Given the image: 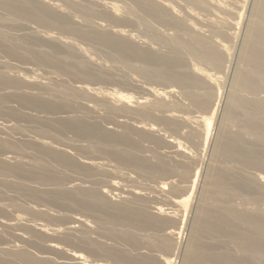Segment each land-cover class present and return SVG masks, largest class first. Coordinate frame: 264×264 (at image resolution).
<instances>
[{
	"label": "bare ground",
	"instance_id": "6f19581e",
	"mask_svg": "<svg viewBox=\"0 0 264 264\" xmlns=\"http://www.w3.org/2000/svg\"><path fill=\"white\" fill-rule=\"evenodd\" d=\"M132 1L135 4L134 8L123 7L115 1L114 4L116 5H110L102 1L104 4L99 6L102 11L98 12L89 5H81L77 0H63L65 3L64 7L59 4L58 0H0V53L17 61L21 60L34 63L43 68H51L56 76H68L77 81L85 80L89 82L94 79L98 80L90 57L87 58L85 56L88 53L85 49L91 44L95 48L91 47L94 48L93 50L91 48L88 49L93 52V55H96L95 51H100L101 53H99V56L97 55L98 57L103 53L105 59L107 57L113 63H117V66L121 64L118 68L121 67L122 69L123 65L124 69V66H127L135 71L130 70V73L131 71L138 73L140 75L138 77H143L148 82L178 86L180 89L179 94L187 101V105L182 106L181 109L184 112L193 110L197 116L186 118L182 114H188L187 112L172 110L176 114L173 113L165 118L158 115L156 117L157 111L170 112L171 110L168 111L169 104L163 101L148 103L149 99L145 97L135 98L130 94L114 93L108 95L110 98L106 96L107 100L120 103L121 106H116V108L108 101L109 105L103 104L107 110V118L110 119L114 113L127 114L133 112L129 105L134 103L137 105L134 114L138 117L162 122L173 131L177 128L179 129L183 123L187 124V126L197 124L199 127L196 126V128L198 129L187 131L188 133L185 134L186 142H194L196 145L202 144L201 140H203L202 134L204 132L206 145L210 129L215 123L217 126V137L212 152V162L215 165H212L211 170L204 177L206 180L205 185L199 193L190 235L186 240L182 253V264H264V0H254L248 23H246V28L244 27V39H242L239 63L229 83L225 108H223L219 116L217 115V107L220 104L221 79L223 78L220 74L225 73L226 55L229 50L228 42L230 43L237 38L236 30L239 29L242 23L243 10L248 0H181L186 4V7H183L186 8L187 20L180 16L179 10L182 7L180 2L173 4L171 0ZM121 7L125 9L121 10ZM124 10L126 12L123 13L126 14V17L123 20L129 21L132 16L134 24L144 25L146 32L151 31L144 20V15L152 17L162 25L173 28L175 34L173 33L174 35L170 36V43L165 45L167 46V51L160 54L153 53L148 49H141L134 44L129 36H123V30L115 31L106 27L107 30L101 23L96 24V22L91 23L89 21L90 17L96 16L106 21L118 23L122 21L120 17L123 14L121 15L120 13ZM72 13L77 15L75 18H79L84 25H79L81 21L78 19L80 21L78 23L77 20L73 19ZM22 22L36 24L41 28L47 29V31L40 32V30L38 31L35 28H28L30 32L26 35H23V33L17 35L16 32V35H13L14 33L12 34V32L14 31H8V27L22 26ZM50 29L58 30L62 32V35L63 33L72 35L75 37L73 39L77 38L81 42L89 43V45L85 48L83 47V49L81 45H76L70 40L66 41L70 38L66 37V35L64 36L68 39H64L65 41L57 36L56 38L55 35L51 34L52 30L50 33ZM183 29L188 32L187 37L184 35L186 38L179 34V31ZM39 38L42 41H38ZM163 41L165 42V40ZM180 47L185 49L191 58L190 62L188 60L190 64L181 58ZM1 61L0 66L6 69L8 64ZM101 66L103 67V65ZM26 67L22 68L33 76L30 74V76H26L24 73L17 74L16 72H13L14 74L12 73V75L10 73L12 71L8 69L10 66L7 70H0L1 90L12 89L8 93L3 90L6 94L0 96V102L4 104L7 103L5 100L10 99V102L15 101L20 107L33 109L35 112L39 111V114L40 112L46 113L48 111L52 113H69L67 117L55 119V124L52 125H55V128L62 133L71 132L76 138L86 139L89 143L108 150L115 159L135 165L145 175L167 177V181L161 182L155 189L161 195L166 190H170L171 197L166 199L168 204L164 202V205L170 208H164V206L158 204L160 206L151 209L152 212H147L143 208L144 206L139 204L140 199L137 197L134 200H132V197L131 200L124 197L121 202L113 203L107 196L109 193H100L91 188L78 186L65 188L64 185L63 187L64 179L56 177V174L54 175L55 172H50L49 166L46 164L47 160H44L46 157L61 167V169H69L77 172V175L78 173L90 175L95 169L101 168L104 163L101 164L98 161H96L97 163L90 161L76 162L67 152L59 151V149H56L57 147H53L50 143L51 141L44 140L47 135V131L44 128H36V132L42 136L41 139L39 138L40 140L18 144L0 139V149L8 150L7 152L10 151L12 154L21 153L24 149L36 150L35 152L41 154V156L34 158L30 162H19V160L17 162L16 160L13 163H11V160L16 157L2 156L3 158L0 159V176H16L22 181L13 182L2 179L0 184L9 188L15 197L27 198L31 202H43L63 209L70 208L80 214L87 215L100 226L97 228L98 230L101 228V232L103 231L107 236H110V234L111 236L114 235L118 240L121 239V242H125V245L128 243L130 246L139 247L147 240V246L145 244L144 246L149 247L152 253L156 252L158 254L146 255L147 253H138L133 256L128 252H124V250L118 251L110 248L111 246L109 247V245L107 247V243L105 246L103 241L100 244L101 242L99 243V241L101 240L98 241L96 239V242L93 238L90 239L87 236L86 233L89 232L88 222L82 220V218H77L73 223L82 225L84 228L83 232L81 234L78 232V234L73 227H68L66 232L69 236L73 232L75 235H81L80 237L78 236L79 242L77 244L82 245L88 253L114 258L120 264H174L173 255L177 250L175 238L181 237L185 224L184 218H182L184 216H180V214L183 213L184 215L187 212L200 176L198 167H195L198 161L196 159L197 155L194 156L195 153L192 152L191 147L180 139L170 136L165 139V143L167 145L166 149H169L171 154H173L172 158H174L175 162L173 166L168 165L161 155L155 156L153 164L140 160L133 154L139 146L131 141L130 137L132 136L130 135L133 133L134 135L136 134V137L138 135L141 138L156 141L157 138L153 135L158 130L155 131L152 125L144 124L142 127H140L141 125L139 127L124 125V128L122 126L124 132L121 131L123 132L120 133L121 135L105 131L97 123L98 119H96L97 122L92 119L89 122V120L87 121L83 117L78 116L77 113L76 115L73 114L74 111H72V105L69 102L70 97H76V99L77 97H99L101 94L97 89L94 90L82 83L81 86L75 88L64 86L61 82L50 84L51 78H40L41 76L38 77L40 74H37L38 76L35 75L36 71L34 69ZM102 76L104 77V75ZM30 86L37 88L39 91L28 92L24 90ZM172 90H166L167 92L151 91L150 95L153 98H161L171 95L174 92ZM44 93L47 96H44ZM102 97L104 98V96ZM76 99L75 101L78 100ZM1 110L0 114L5 113L8 117L20 116V113L18 116V112L11 109ZM89 110L91 109L89 108ZM94 112H96L95 109ZM89 116L92 117L94 114ZM23 117L38 121L43 125L50 123L48 118L45 117L29 115H24ZM14 124L3 123L0 125L3 128H7V130H14L17 129L18 123ZM136 137L134 136V138ZM248 139L253 144L261 146L263 150L256 151L253 149L252 147L254 146H249L250 141ZM157 142H160V146H162L161 143H164V141ZM118 146H123L124 149L116 148ZM42 156L45 158H42ZM237 164L254 168L258 171V174L243 181L242 177L244 176H241L242 171ZM56 165L54 166L56 167ZM174 173L182 180H190L189 185L184 187L175 186L176 183L169 177ZM26 181H35L41 185H52L53 188H31L25 184ZM117 184L115 182L111 183L114 188L118 187ZM133 191H129V194L134 196L136 193ZM121 194L116 195L121 196ZM1 196L2 192L0 191V201L5 197L2 196V198ZM12 198L7 202L11 200L9 204L13 207L22 209V211L28 212L30 215L37 214L44 221L52 220V217L44 210L41 211L39 209V211L34 205L32 207L22 205L21 207V204L20 206L16 204L18 200ZM135 201H138V204ZM2 207L1 204L0 212L9 214ZM31 219L28 220L19 213L11 216L10 219L5 218L3 220L2 218L0 226L11 230L22 225V230L31 232L32 235L30 236H33V240L36 238L35 241L40 240V245L46 237L55 236L59 231H52L47 225L33 222ZM115 224H120L122 228H125L123 225H126V230L128 226L135 231L140 229V231L138 230L139 232L144 228H151L153 231L161 229L162 234L157 235L155 233L156 235H153L152 233L151 235L149 234L150 238H145L144 240L141 239L142 237H137L139 235L135 236V233L132 234L134 230L125 231L112 228L116 226ZM109 225L113 226L109 228L107 227ZM51 231L52 233H50ZM71 237V240L75 238V236L74 238L73 236ZM145 237L148 236L146 235ZM17 239L19 242L32 241L26 232L17 235ZM63 240L64 243L67 241L68 244L71 241L69 237ZM116 242L118 243V241ZM13 247L15 246L13 245ZM18 247L20 246H17L16 250L0 249V264H87L82 253L66 250L57 242L47 245L46 249L63 255L64 257H62V262L60 263H55L49 256H45L44 253H40L41 255L37 256V254H31V252ZM78 248L79 250L81 249L80 247ZM92 264L102 263L96 261L92 262Z\"/></svg>",
	"mask_w": 264,
	"mask_h": 264
},
{
	"label": "rangeland",
	"instance_id": "374dc122",
	"mask_svg": "<svg viewBox=\"0 0 264 264\" xmlns=\"http://www.w3.org/2000/svg\"><path fill=\"white\" fill-rule=\"evenodd\" d=\"M58 1H59V4H62L63 7L65 6V3L63 2V0L62 1L58 0ZM77 1L81 5H84V6L89 5V6L93 7L98 12L102 11V9H100V7H99L102 4H104V2L102 3V1H105L110 5L114 4V1H115L123 7H129V8L135 7V4L133 3L132 0H77ZM171 1L173 2V4H177V2H180V6H182L179 10L181 13L180 16L182 18H184L185 20H187L188 16H187V13L185 11V9H186L185 8L186 7L185 2H182L181 0H171ZM253 4H254V0H248L246 2L245 9L243 10L242 23H241L239 29L236 30L237 38L232 40L230 43L228 42L229 50H228L227 55H226V62H227L225 64L226 69H224V71H225L224 74H220V76L222 75L221 77H223L222 78L223 80L221 79V96H220V101H219L220 104L217 107V115L218 116L222 112L223 108H225L226 100L228 97L229 86H230L229 83L231 82V80L234 76V72L236 71V68H237L238 63H239L240 49H241V45L243 42L242 39H244L243 37H244V31H245V28L247 25L246 23H248L247 21L249 20ZM114 5H116V4H114ZM183 6H185V7H183ZM123 9H125V8H122L121 10H123ZM123 12H126V11L124 10L120 13L121 15L123 14L122 15L123 17L122 16L120 17V20H122V21L118 22V23L106 21V20L100 19L99 17H96V16L90 17L92 20L89 18V21L91 23L96 22V24L101 23L105 28L106 27L108 29L112 28L115 31H118V30L122 31L123 30L124 31V32H122V33H124L123 36L124 37L129 36L131 38V40H133L134 44L141 49H148V50L152 51L153 53H160V54L165 53V51H167L166 50L167 46H165V45L170 43V38H171L170 36H173L175 34V30L173 28H171L169 26L162 25L159 22L155 21L152 17L144 15L143 16L144 20L149 25L150 31H151V32H149L147 30L149 32L148 33V32H146L144 25H142V24L138 25L136 23L134 24V18L132 16H131L132 18L131 17L129 18V21H126V20L124 21L123 19H125L126 14ZM0 15H1V11H0ZM73 16H74L73 19L78 21L79 18H75V16H77V15L73 14ZM80 21H78V23ZM25 24H28V25H25ZM82 24L84 25V23L81 21L79 23V25H82ZM26 26H28V27H26ZM8 28H9L8 29L9 32L14 31V32H12V34L14 33L13 35H16V34L21 35L22 33H23V35L24 34L26 35L30 32L28 30V28H35L38 31L40 30V32L47 31V29L41 28V27L37 26L36 24L27 23V22H25V23L22 22V26H12V27H8ZM105 28H104V30L107 29V28L106 29ZM51 30H52V33H51ZM49 31L51 34L55 35V37L57 36L58 38L63 39V40L64 39L66 40L70 37L66 41L70 40V42H72L76 45H79V46L81 45L82 48L83 47L85 48V47H87V45H89V43L87 44L85 42H81L77 38H76L77 40L73 39L75 37L72 35H69L66 33H63V35H62V32H60L58 30L50 29ZM15 32H16V34H15ZM179 32H180L179 34H181L182 37H184V38L187 37V33H188L187 30L183 29V30H180ZM64 35H66V37L68 36V38H65ZM63 36H64V38H63ZM167 37H168V39H167ZM163 40H165V42H167V41L168 42L165 44V42ZM38 41H42L41 38H39ZM159 41H161V42H159ZM162 41H163V43H162ZM89 46L87 47V49H85L88 52V53H86L85 56L87 58L90 57V59L92 61L91 62L92 66L94 67V70H95V72L97 74V78H98V80L94 79L95 81L94 80L89 81V82H87L85 80L77 81V80H74L68 76H56L53 73V70L51 68H47V67L43 68V67L35 65L34 63H29V62H25V61H21V60H20L21 61V63H20L19 60L17 61L16 59L8 58L5 55H3L2 53H0V61L1 60L3 61L5 59L3 62L7 63L8 67L10 66V68H8V67L7 68L12 71V72H10L11 74L13 72L14 73L16 72L17 74L18 73L19 74L24 73V74H26V76H28L30 73L26 72L25 69H23L26 66H28L26 68H30L32 70L34 69L36 71L35 72L36 76H38L40 74L38 76V77L41 76L40 78H51L53 82L50 81V84H53L55 82H61L62 84H64V86H68V87H72V88L73 87L74 88L79 87L82 84H86L90 88H93L94 90L97 89L100 92L101 96H104V98L103 97L101 98V96L96 97L97 99L92 98V97L91 98L90 97H77V99H78L77 100L76 97L75 98L70 97L71 99L69 98L70 99L69 102L72 105V109H73L72 111H74L73 114L76 115V113H77L78 116L83 117L87 121L89 120V122H90V119H92L94 122L95 121L97 122L96 119H98L97 123L105 131H110L116 135H121L120 133L124 132L123 131L124 125H128L131 127H136V126L139 127V125H141L140 127H142L144 124L145 125H152L155 128V131L158 130V132H160V133H158L156 131L155 134H157V135H155V134L153 135V136H155V138H157L156 141L151 140V139L141 138L138 135H137V137H138L137 138L136 134L134 135L133 133H132V135H130V136H132V137H130L131 141L137 143V145L139 146L138 149L135 150L133 154L136 157H138L140 160L142 159L144 161H147L148 163L150 162L151 164H153L155 162V156L161 155L162 158L166 161V163L168 165L173 166L175 163L174 158H172L173 154H171L169 149H166L167 145L165 143V141H166L165 139L167 137H170V136L177 138V139H180L182 142L186 143L188 146L191 147L192 152L195 153L194 156L197 155L196 159H198V161H197V163H196L197 165L195 167H198V171H199L200 176L198 179V183L196 185L197 189L195 188V192L193 194L192 201L189 204L187 212L184 215H183V213L180 214V216L181 215L184 216L182 218H184V223H185L182 235L180 238L179 237L175 238V242L177 244V250L174 252V255H173V259L175 260L174 264H182V253H183V249H184L186 240L188 239V237L190 235V231H191V227H192V223H193L192 220H194L195 209H196L197 204H198L199 193H200L202 187L205 185L206 180L204 179V177L207 176V174H208L207 172H209V170H211L212 165L213 166L215 165L212 162V159H213L212 152H213L214 144H215L216 137H217V126L214 123L215 126L213 124V127H211L206 145H205V139H204L205 132L203 133L204 135L202 134V137H203V140H201L202 144L199 143L200 145L199 144L196 145V143H194V142L193 143L192 142H189V143L186 142L185 134L188 133L187 131H191L193 129L194 130L198 129V128H196V126L199 127L197 124L196 125L193 124L194 126L193 125L187 126V124L185 125V123H183L179 127V129L177 128L176 130L173 131L169 127H167L165 124H163L162 122L153 121L150 118L138 117L136 114H134V111L137 109L136 108L137 105L134 103H130V105H129V108L133 112H130L127 114L114 113V115L112 114L110 119L107 118V110L105 109L103 104H105V103L108 104V102H110L111 105H114L115 107L121 106L120 103H115L113 101L111 102V100H107L108 98L106 96H108L109 94L112 95L114 93H121V94L133 95L135 98L136 97H138V98L139 97H143V98L145 97V98L149 99L148 103L163 101L166 104H169L168 111L173 110V111L184 112V110H182L181 107L184 105H187V101L183 98V96L181 94H179L180 89L178 86H176L174 84H162L159 82L145 81L146 79L144 80L143 77H138L140 75L138 73L137 74L133 73L135 71H133L132 69H130L127 66H124L125 68L123 69V65H122V69H121V67H119L120 68L119 69L118 66L119 65L121 66V64H118V66H117L116 65L117 63H113V61L109 60L107 57L105 59L104 58L105 55L103 53L100 54V57H98L99 53H101L98 50H97L98 54H97V51L94 50L95 51L94 53H96V55L94 54L95 55L94 56L93 52L91 51L92 52L91 53L89 50L91 47H94V46L93 45H91L90 47ZM94 48H91V49L93 50ZM184 50L185 49H182V48H181V50H179L180 56H181V58L186 60L188 64H190L189 62L191 61V58L189 57L186 50H185L186 53L184 52ZM182 55H184V56H182ZM188 60H189V62H188ZM96 62H98V63H96ZM23 64H24V66H22ZM101 65H103V67ZM97 66H100V67H97ZM126 67L128 68V72H127ZM7 68L3 69L0 66V70H2V69L7 70ZM130 70H132L133 72L131 71V73H130ZM100 71H102V72H100ZM101 74L104 75V77ZM30 75H32V74H30ZM98 75H100V76L98 77ZM52 76H54V77H52ZM125 77H126V79H125ZM103 78H105V79H103ZM108 78H110V79L108 80ZM36 89H35V87L30 86L24 90L28 91V92H38L39 90L37 89V91H36ZM3 90L8 93V91H11L12 89H3ZM3 90H1V88H0V94H1L0 96H2L3 94H6ZM29 90H31V91H29ZM166 90L167 91L172 90L174 92L169 96L167 95L168 97L167 96L161 97L162 99L159 97L153 98V96L150 95L151 91L167 92ZM45 95L46 94L44 93V96ZM105 97H106V99H105ZM108 97L110 98V96H108ZM79 98H80V100H79ZM75 99L77 101H75ZM5 102H7V103L3 104V102H0V109H2V110L4 109V111L11 109L13 111L18 112L17 113L18 116L20 113V116L19 117L13 116L14 117L13 118L12 116L8 117V115H6L5 113H4L5 115L0 114V124L8 123V124L13 125L14 123H16V124L18 123L17 126L18 127L22 126V127L18 128L16 126L17 129H14V130L8 129L7 130V128H3L0 125V139H2L4 141L7 140V142L9 141L10 143L13 142V143L22 144V143H26L28 141L38 140L39 138L41 139L42 136H40L39 133L36 132V128H39V129L44 128L47 131V135H46V137H44V140H46L48 142L51 141L50 143L53 145V147H55V148L57 147L56 149H59V151L61 150V151L67 152L71 157H73V159L76 162L80 163L82 161H90L93 163H97L96 161H98L101 164L104 163L103 166H101V168H103V169H101V168L95 169L93 172L94 174L91 173L90 175L89 174L86 175V174L78 173V175H77L76 174L77 172L70 171L69 169H67V170L66 169L64 170L63 168L61 169V167L57 166L54 162L47 159V157H46V159H44V160H47L46 164L49 166L48 169L50 170V172H52V173L55 172L54 175L56 174L55 175L56 177H60V178L64 179L63 180L64 182L62 183L63 187H64V185H65V188H73V187L78 186V187H84V188H91V189L97 190L100 193L101 192L102 193L103 192L109 193V194H107V196H108L109 200L112 201L113 203L121 202L124 199V197L128 198V200H129V198H130V200L132 198H133L132 200H134V198L136 199V197H137L140 199L139 204L144 206L143 208L146 209L147 212H152L151 209H153L156 206H160V205L164 206V208H170L169 206L167 207V205H164L165 203H167L166 199L171 197L170 190H166L161 195V194H158L156 189H155L160 185L161 182L167 181V177L162 178L159 176L157 177V175H151V176L145 175V174L141 173L135 165L129 164L126 161L115 159L110 154V152L108 150L101 148L100 146H95V145L89 143L86 139L76 138L71 132L62 133L55 128V125L54 126L52 125V124H55V122H54L55 119L60 118V117H67V115L69 116V113H67V112L66 113L65 112L52 113V112L48 111L46 113L40 112V114H39L38 113L39 111L35 112L33 109L32 110L26 109L23 106L20 107V105L18 103H16L15 101L10 102V99L5 100ZM6 104H7V106H6ZM1 106H3V107H1ZM89 108L91 110H89ZM94 109L96 110V112H94ZM89 111H92V112H89ZM171 111L170 112H158V111L156 112V111H154V112H156V114H155L156 117L158 115L159 117L165 118V117H168L169 115L174 113L173 111L172 112ZM154 112H153V114H154ZM185 112H187L188 114H185V115L182 114L183 117L186 116V118H188V117L197 116V114H195V111H193V110H189V111L187 110ZM36 113H38L39 115ZM90 114H92V115L94 114V116H96V117H94V116L91 117V116H89ZM174 114H176V113H174ZM24 115L45 117V118H48L50 123L48 125H43L38 121H32L29 118H28L29 119L28 120L26 117H23ZM92 120H91V122H93ZM16 124H14V125H16ZM122 126H123V128H122ZM25 128H26V130H25ZM200 129H201V127H200ZM121 131H123V132H121ZM22 133H24V134H22ZM134 136L136 138H134ZM158 139H160V140H158ZM138 140H139V142H137ZM157 141H161V142L164 141V143H161L162 146H160V142H157ZM248 141H250L249 146H251V147L254 146L252 148L255 149L256 151L263 150L261 146L253 144L251 142V140H249V139H248ZM155 142H157V143H155ZM158 143H159V145H158ZM163 144L165 145V147ZM162 147H164V148H162ZM116 148H118L120 150L124 149L123 146H118ZM7 151L8 150L0 149V159H2L3 157H6V156L7 157H13V158L16 157L14 160H11V163H13L14 161L16 162V160H17V162H18V160H19V162H21V161L22 162H30L34 158L41 156V154H39L38 152H35L36 150H32V149H30V150L24 149L21 152L22 154L21 153H13L12 154V152H10V151L7 152ZM42 158H45V157L42 156ZM105 164H108L109 166L105 165ZM54 165H56V167ZM237 166L242 171L241 176H244V177H242L243 181L244 180L246 181V179H249V178L255 176L256 174H258L257 173L258 171L254 168L245 167V166H242L240 164H237ZM50 168H52V169H50ZM59 168H60V170H58ZM105 168H107V169H105ZM56 171H59V172H56ZM64 173H65V175H64ZM176 175L174 173V174H171L169 176L170 179L172 178V180H174V182L176 183L175 186L184 187V186L189 185L190 180L189 181L182 180L180 177H178ZM96 176H98V177H96ZM5 177H6V179H5ZM2 179L6 180V181H13V182H18V181L21 182L22 181L21 179H19L16 176H0V181ZM23 182H24V180H23ZM112 182L113 183L115 182L116 184L118 183L117 184L118 187H115V188L112 187V185H111ZM25 184L31 188L34 187L37 189L53 188L52 185H50V186H48V184H45V185L42 184L41 185L40 183H37L35 181H26ZM0 186H1L0 191L2 192V196L6 197V198L4 197L5 200L1 199L0 207L2 204V206H3L2 208H4L5 211L9 212V214L0 212L1 213L0 220H2V218H3V220H5V218L10 219L11 216L20 213V215H22L24 218H27L28 220H30L32 218L31 220L33 222L35 221L36 223L47 225L48 228L52 231L53 230H56V231L59 230L56 234L57 236L51 235L52 237L51 236L46 237L47 239L45 238L40 245V240L35 241L36 238H34V240H33V238H32L33 236L32 237L30 236V235H32V233L25 231V230H22L23 229L22 225L21 226L19 225L20 227L17 226L15 228H13L14 230L13 229L8 230V229L4 228L3 226H0V249L16 250V247L20 246L21 249H23V250L25 249V251L27 250V252H31V254H34V255L37 254V256H40L41 255L40 253H44L45 256L46 255L49 256V258H51L52 261H54L55 263H60V262H62V257H64V256L61 254L55 253V252H51L50 250L46 249L47 245L53 244V242H55V243L57 242L60 246H62L66 250L76 251V252L82 253L87 264H92V262H96V261H100L102 264H120L114 258H111L108 256H103V255H96V254L88 253L87 250L82 247V245H79V243L77 244V242H79V237L81 236V235L80 236L78 235L79 234L78 232H80V234H81L83 232L84 228L82 225H80L78 223H73V221L77 218H79V219L82 218V220L88 222L87 225H88V231L89 232L86 233L87 236H89L90 239L93 238V240L96 242H97V240L98 241L101 240V241H99V243L101 242L100 244H102V241H103V245L106 246V243H107V247L109 245V247L111 246L110 248H114L115 250H118V251L124 250V252H128L130 255H133V256L137 255L138 253H140V254H146L147 253L146 255H157L158 254L156 252H153L154 253L153 254L151 249L149 247H145L144 244L146 245V241H147V240H145V238H150L149 234L151 235L153 233V235H156V234L161 235L162 234L161 229H156V230H154L156 232H154L151 228H144L146 231L144 229H141V232H139L140 229L135 228L136 231L139 230L136 233V231L134 229H133L134 231L132 230V227L130 228V226H128L127 230L130 229L131 231H133V233L131 232L132 234L135 233L134 234L135 236L139 235L137 237H139V238L142 237L141 239H144L145 241L143 242V244L139 245V247L130 246V245H128V243H126L127 245H125V242H123V241L121 242V239L118 240V238L115 237L114 235L111 236V234H110V236H107L106 233H104L103 231H102L103 233L101 232V228L98 230L97 228H99L100 226L97 225L95 223V221L92 218L88 217L87 215L80 214V213H78V212H76L70 208L63 209V208L52 206V205H49V204H46L43 202H33V201L31 202V200H29L27 198H21V197H17V196L15 197L14 193L11 192V190L9 188L2 186V184H0ZM131 190H134L133 192H135L136 195H134V196H133V194L130 195L129 191H131ZM137 192H138V194H137ZM119 193L120 194L122 193L121 196H117ZM11 198L18 200L17 201L18 203L16 202V200H14V202H16L17 205L19 204V206L21 204V207H22V205L23 206H29V207L30 206L32 207L34 205L35 207L38 208V210L39 209L41 211L44 210L49 216L52 217V220H50V221L45 220L44 221V219H42L41 216H39L37 214L30 215V213L28 214V212L22 211V209L13 207L12 205L9 204V203H11V200H10V202H7ZM141 201H142V203H141ZM135 202H137L136 204H138V201H135ZM30 204H32V205H30ZM158 204H160V205H158ZM26 214H28V215H26ZM5 216H7V217H5ZM115 225H116L115 227L113 225H109L107 227L111 228L110 226H113L112 228H114V229L118 228L117 230L127 231L126 225H123V226H125V228L124 227L122 228V226L120 227V224H115ZM68 227H73L75 229V231L78 233V234H76L77 236L74 234V232L72 234H70L71 236H73V238L75 236V238L73 240H71L72 237L69 236V234L66 232ZM52 231L50 233H52ZM23 232H26L27 236H29L32 241H30V242H21L20 241L19 242V240L17 239V235H19ZM128 232H130V231H128ZM104 234H106V235H104ZM146 235L148 237H145ZM66 237H69L71 240L69 242V244L67 243V241L64 243L63 239ZM107 238H109V239H107ZM116 241H118V243ZM71 242H73L72 244L75 243L76 245H72ZM122 243H124V244H122ZM13 245L15 247H13ZM121 245H123V246H121ZM77 246L80 247L83 251L81 249H80L81 250L80 251ZM117 246H119V247H117ZM20 247H18V248H20ZM12 248H14V249H12ZM68 263H70V262H68Z\"/></svg>",
	"mask_w": 264,
	"mask_h": 264
}]
</instances>
